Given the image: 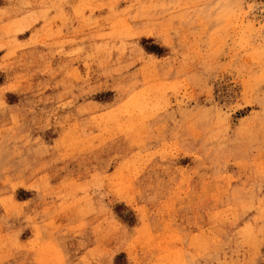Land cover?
<instances>
[{"label": "rangeland", "instance_id": "374dc122", "mask_svg": "<svg viewBox=\"0 0 264 264\" xmlns=\"http://www.w3.org/2000/svg\"><path fill=\"white\" fill-rule=\"evenodd\" d=\"M0 264H264V0H0Z\"/></svg>", "mask_w": 264, "mask_h": 264}]
</instances>
